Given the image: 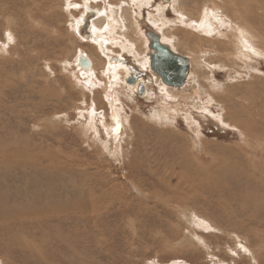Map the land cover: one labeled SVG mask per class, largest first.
<instances>
[{
    "label": "rangeland",
    "instance_id": "1",
    "mask_svg": "<svg viewBox=\"0 0 264 264\" xmlns=\"http://www.w3.org/2000/svg\"><path fill=\"white\" fill-rule=\"evenodd\" d=\"M121 4L135 11L146 42L136 21L121 39L146 57L148 33L169 44L174 37L190 62L188 83L173 87L186 99L172 123L151 117L166 106L158 75L121 44L101 51L86 34L96 18L86 7ZM208 8L264 37V0H0V264H264V124L256 123H264V55L232 63L234 48L225 52L221 36L181 27L177 10L196 21ZM158 9L176 25L152 23ZM219 25L222 34L229 26ZM87 55L96 69L82 66ZM107 65L116 67L110 75ZM131 73L144 83L128 84ZM141 84L149 98L139 95ZM175 149L194 159L180 168ZM182 170L208 174L189 178L186 190ZM69 203L76 209L62 213Z\"/></svg>",
    "mask_w": 264,
    "mask_h": 264
},
{
    "label": "bare ground",
    "instance_id": "2",
    "mask_svg": "<svg viewBox=\"0 0 264 264\" xmlns=\"http://www.w3.org/2000/svg\"><path fill=\"white\" fill-rule=\"evenodd\" d=\"M90 1V0H89ZM94 1V0H93ZM167 1H170V0H167ZM133 2V1H132ZM141 2V1H140ZM91 3V2H90ZM143 3V2H142ZM147 3V2H146ZM135 4V3H134ZM255 4V3H254ZM92 5V4H91ZM136 6L138 5V4H135ZM141 5V4H140ZM181 5V4H180ZM256 5V4H255ZM239 6V5H238ZM247 6V5H246ZM92 7V6H91ZM178 7V6H177ZM245 7V6H244ZM254 7V6H253ZM163 8V7H162ZM176 8V7H175ZM247 8V7H246ZM246 8H244V9H246ZM250 8H252V7H250ZM254 8H257V7H254ZM260 8H262V6H260ZM86 11H87V13H88V17L89 18H91V17H93V16H96V18H94V20L92 21V23H91V27H90V32H87L86 34H90V35H88L90 38H89V40L90 39H94L92 42L94 43V44H96L99 48H100V50L103 48V46H107V48L108 47H110V46H119V45H117V44H121L120 45V47L122 48V50L124 51V50H126L128 53H130V54H132V56L137 60V62L143 67V68H146L147 70L150 68V58H149V56L147 55L146 57H145V55L142 53V52H140L139 53V50H137V42L136 41H133V40H131L130 38H127V40L125 41V40H123V39H121V38H123L124 37V39H126L125 37L127 36V33H124V31L126 30V32H128V28L131 26V23L129 24V22H131V21H136V22H134V24H135V28H137L138 29V31H139V35L137 36V38L139 39V40H141V42H143V40L146 42V40H145V38H144V36L142 37V34L143 33H141V31H140V29H139V27H138V25H137V19H136V15H134L133 16V12H135V11H133V12H131L132 10H130L131 9V6L130 7H128V6H126L125 4H121V5H118V6H113V5H111V6H105V7H102V8H100V9H97V10H95L94 8L93 9H91V8H89V7H86ZM232 9V8H231ZM242 9V8H241ZM240 9V10H241ZM235 10V9H234ZM253 10V9H252ZM260 10V9H259ZM262 10V9H261ZM242 11V10H241ZM247 11V10H246ZM158 13V15H159V17H160V15L161 14H159L160 12L161 13H163L164 12V9H161V10H159L158 9V11H157ZM243 12V11H242ZM177 13L179 14L180 13V25H181V27L183 26V27H186V26H189L191 29H193L194 31H199V32H202V33H204L207 37H210V36H213L212 38H216L217 36H221L220 38V40L218 41V39L216 38V41H217V44L218 45H220V46H224L223 44H224V42L225 41H227L226 42V44L228 43V46H224L223 48H225L224 50H225V52H227L228 53V51H231V50H229V46H231L232 48H234V53H232V52H229V54H227V56L229 57V55L231 54V59H233V61H232V63L234 62L235 64H238V63H243L244 64V66H246V64H247V62H249V61H254L255 59H253L252 58V56L254 55V56H259V57H262V55H264V53H263V48H264V41H263V36L261 37V36H259L258 34H257V32L255 31V32H253L252 33V31H251V29H252V27H250V25L248 24L249 22H248V20H246V22H248V23H246V24H243V22L242 23H240V22H237L236 20H237V17H235L236 15H234L233 16V19L234 18H236V20L234 21V20H232L231 18H229V16H227V15H225V14H223V13H221L218 9H212V8H208V9H206V11L204 12V15L198 20H196V21H194V20H192V19H189V21L187 20V18L188 17H186V16H183V14L180 12V11H178L177 10ZM249 13V12H248ZM90 14V15H89ZM221 14H223V16H224V18H223V16L221 15ZM242 15V14H241ZM244 15V14H243ZM250 15L252 16V14L250 13ZM256 15V14H255ZM246 16V15H245ZM166 16L164 15V13L161 15V17L159 18V20H156V19H153L152 20V23H154V24H156V25H159V26H161V29H166L167 28V26L170 24V25H172L173 23H175V25H176V22H171L170 20H167L166 18H165ZM226 17H228V18H226ZM247 17H249V14H248V16ZM153 18H157V16H153ZM244 18V17H243ZM152 19V18H151ZM245 19V18H244ZM247 19V18H246ZM217 20V21H216ZM241 20V19H240ZM227 22L228 23V25L229 26H225V27H223V28H225V32L222 34L220 31H219V29H221V24L222 23H220V25H219V22ZM232 21V22H231ZM217 22V23H216ZM223 24H225V23H223ZM226 25V24H225ZM232 25V26H231ZM262 25V24H261ZM77 26H79V25H77ZM224 26V25H223ZM79 27H81V26H79ZM236 27V29L238 28V29H240L239 31H241L240 33H237V32H235V28ZM245 27V28H244ZM78 29V28H77ZM186 29V28H185ZM83 30V29H82ZM78 32H80V30H78ZM193 33V32H192ZM221 33V34H220ZM255 34L256 35V39L254 38V37H252L251 35L252 34ZM105 35H107V36H109L110 37V41L109 40H105L106 39V37L107 36H105ZM264 35V34H263ZM120 37V38H118V37ZM251 36V37H250ZM127 37H129V36H127ZM160 41H161V43L162 44H164V45H168L169 47H170V49L173 51V52H175V53H177V49H176V47L174 46V42L176 41H173V38L170 40V42L172 43V45H171V43L169 44V43H166V42H164V36L162 35H160ZM168 37V36H167ZM128 39H130L132 42H130ZM168 39V38H167ZM211 39V38H210ZM104 40V41H103ZM215 40V39H214ZM150 41V40H149ZM168 41V40H167ZM123 42H125V44H124V46L122 47V43ZM149 43V42H148ZM176 43V42H175ZM254 44L253 45V47H252V44ZM105 44V45H104ZM212 44H213V42H212ZM171 45V46H170ZM178 46V45H177ZM255 46V47H254ZM94 47H95V45H94ZM230 47V48H231ZM109 50H110V48H109ZM113 50V49H112ZM102 51V50H101ZM197 51H199V50H197ZM210 51V50H209ZM233 51V50H232ZM113 52V51H112ZM213 52V51H212ZM206 53V52H205ZM104 54V53H103ZM178 54V53H177ZM200 54V53H199ZM197 55V54H196ZM253 56V57H254ZM87 57V59L89 60V63H90V65H89V69L91 70V69H96L95 68V65H94V61H92V59L87 55L86 56ZM199 57H201V55H199ZM188 59V58H187ZM199 59V61H201L200 60V58H198ZM81 60V59H80ZM246 60V61H245ZM204 61V60H203ZM196 62V61H195ZM190 63V62H189ZM205 63V62H204ZM81 64H82V60H81ZM106 65V64H105ZM242 65V64H241ZM79 66H80V64H79ZM111 66V65H110ZM82 67V66H81ZM80 67V68H81ZM105 68H104V70H105V73H106V75H110L111 73H113L114 72V68H116V67H113V69L111 70L110 69V67L107 65V66H104ZM204 67H206V65L204 66ZM215 67V66H214ZM83 68V67H82ZM225 68V67H224ZM118 69V68H117ZM116 69V70H117ZM145 69V70H146ZM151 69V68H150ZM213 69H215V68H212V70ZM223 69V68H222ZM84 70V69H83ZM82 69H80L79 70V74L81 75L82 74V72L84 73L85 72V70L83 71ZM87 70H88V68H87ZM86 70V71H87ZM127 71V69L126 68H124L123 70H119L118 71V79L120 80H123V76H126L127 74H128V72H126ZM152 71V70H151ZM257 71V70H256ZM103 72V71H102ZM190 72V71H189ZM201 72V71H200ZM130 76H131V74H130ZM141 76V75H140ZM128 77V76H127ZM157 77V80H159V77L158 76H156ZM188 77H189V75H188ZM190 77H191V75H190ZM190 77L189 78H187L188 80L190 79ZM112 79V78H111ZM114 79V78H113ZM198 79V78H197ZM109 80H110V78H109ZM156 80V81H157ZM187 81V80H186ZM112 82V81H111ZM118 82V81H117ZM161 82H162V80H161ZM196 82V81H195ZM198 82V81H197ZM127 83L129 84V82H128V80H127ZM138 83V86H139V84L140 83H144L143 81H140V79L139 78H137V80L135 81V83H130V84H137ZM163 83V82H162ZM187 83H188V81H187ZM187 83H185V84H187ZM191 83V82H190ZM194 83V82H193ZM159 84H160V81H159ZM158 83H157V85H159ZM101 85V84H100ZM143 87H144V89L142 90L143 91V93H145V95H146V97H150V95H151V93H150V91L148 90V88H146L145 86H144V84H141ZM162 85V84H161ZM115 86V85H114ZM138 86H134V87H129V90L131 91V93H133L132 95H135L134 94V92L138 89ZM166 86V85H165ZM165 86H159L160 87V91H161V93L163 92L164 94H165V98H166V106H164L165 104H163V106H162V104H161V109L159 108V110H156V111H154V113L152 114V116L151 117H153V119H154V121H156V124H159V125H165V124H167V123H172V122H174V119L172 118V114H174V115H176V116H178V114L180 113V111H179V108L181 107V99L182 100H184V98H185V95L184 94H182L183 96H181V93H179L180 94V96L182 97H180V98H177V95H175L176 94V90L177 89H174L173 87H169V86H167V87H165ZM197 86V85H196ZM164 87V88H163ZM150 88V87H149ZM210 90H211V88H210ZM138 92H140V90H137ZM154 91V90H153ZM118 92V91H117ZM152 92V91H151ZM175 92V93H174ZM119 93V92H118ZM178 93V92H177ZM112 96V95H111ZM131 97V96H130ZM156 97V96H155ZM209 97V96H208ZM113 99V98H112ZM186 99V98H185ZM193 99V98H192ZM191 99V100H192ZM194 101L195 102H197L196 100L198 99L197 97H195L194 96ZM211 99V98H210ZM111 100V99H110ZM199 100V99H198ZM119 101V100H118ZM151 101V100H150ZM185 101V100H184ZM170 102H172L171 104H170ZM183 102V101H182ZM164 103V102H163ZM185 103V102H184ZM236 103V102H235ZM168 104V105H167ZM179 105L180 107H176V105ZM125 105V104H124ZM240 105V104H239ZM261 105V104H260ZM110 106H112L111 104H110ZM188 106V105H187ZM258 106V105H257ZM119 107V106H118ZM117 108V107H116ZM122 108V107H121ZM207 108V107H206ZM113 109H115V108H113ZM186 110V109H185ZM185 110H182V111H185ZM204 111L205 112H209V110H207V109H204ZM255 112L257 113V111H256V109H255ZM258 112H259V110H258ZM125 113V112H124ZM233 113V112H232ZM249 113H250V111H249ZM261 113V110H260V112L258 113V114H260ZM93 114V113H92ZM112 114H113V112H112ZM190 115V117L192 116L188 111H185V115ZM210 114V113H209ZM214 114V113H213ZM257 114V115H258ZM263 114V113H262ZM119 115H121V114H119ZM249 115V114H248ZM251 115V114H250ZM264 115V114H263ZM213 116V115H212ZM215 116V115H214ZM213 116V118H215ZM252 116V115H251ZM260 115H258V118H261V117H259ZM250 117V116H249ZM248 117V119H250ZM119 118V117H118ZM194 118V117H193ZM202 118V117H201ZM255 118V117H254ZM91 119H93V122L95 121L94 120V118L92 117ZM104 119V118H103ZM121 119H122V121H123V124H124V126H125V128H127V127H129V129H130V123H129V119L127 118V117H125V116H121ZM152 119V120H153ZM189 119V118H188ZM116 120V119H115ZM191 120V119H190ZM189 120V121H190ZM215 120V119H214ZM252 120V119H251ZM261 120V119H260ZM262 120H263V118H262ZM117 122H118V124H119V121L118 120H116ZM192 121V120H191ZM190 121V122H191ZM218 121H222L221 123H223V125H225V126H229V127H237V129L240 131V132H242L241 131V129H239V128H241V126H239V124H237L238 126H235L234 124H229V123H226L225 121L223 122V120L222 119H219ZM254 121H255V119H254ZM253 121V122H254ZM251 122V121H250ZM258 122V123H257ZM263 122V121H262ZM262 122H260L259 121V119L257 120L256 119V123L257 124H259L260 123V125H262V124H264V123H262ZM189 123V122H188ZM192 124V123H191ZM256 124V125H257ZM119 125H121V124H119ZM246 125V124H245ZM259 125V126H260ZM123 127V126H122ZM239 127V128H238ZM242 127H243V125H242ZM258 127V126H257ZM248 128V131H249V127H247ZM244 129H245V127H244ZM247 131V130H246ZM251 131V130H250ZM260 131V130H259ZM243 133V132H242ZM249 133V132H248ZM263 133V132H262ZM119 134V133H118ZM256 134H257V132H256ZM256 134H251L252 136H254V138H259V140H260V135H259V137H258V135H256ZM259 134H260V132H259ZM246 138H247V134H243ZM262 135V134H261ZM116 139V141L117 140H120V139H117V138H115ZM249 143H250V141L251 140H249V138H248V140H247ZM255 141V140H254ZM257 142L256 143H258V140H256ZM180 145H178L177 147H179ZM184 147V146H183ZM180 151V152H179ZM180 153H181V155H180ZM191 153V152H190ZM8 154H10V153H8ZM171 155H170V157L171 156H173L172 157V159L174 158L175 159V163L177 164V165H179L180 166V168H182V166H184L185 164H186V161H187V159L188 158H193L194 159V156H193V153H191V154H189V153H185V152H182L181 150H177V149H175V150H173L171 153H170ZM184 154H186L187 155V158H183V155ZM189 154V155H188ZM11 155V154H10ZM158 156H160V157H162L163 155L160 153V152H158V154H157ZM11 157V159H8V157H7V155H3V158L4 159H8V161L9 162H14L15 161V157L14 156H10ZM254 158L256 159L257 158V156L255 155L254 156ZM249 159V158H248ZM150 160V158H148V160L146 159V163H147V166H149V164L151 163V161H149ZM152 162H153V160H152ZM150 168V167H149ZM137 170L140 172V171H143V167H142V165H139V166H137ZM208 174V173H207ZM206 174V175H207ZM181 175V176H180ZM205 175V176H206ZM203 174H201V173H199V172H194V173H189V172H187V171H185V170H182L181 171V173L179 174V178H180V183H179V181H178V186H180V187H183V188H185L186 190H188L189 189V185H188V179L189 178H202V177H205ZM207 178V177H206ZM209 178V177H208ZM202 180H204V178L202 179ZM209 180H211V178L209 179ZM252 180V179H251ZM206 181H208V180H206ZM243 181V180H242ZM204 182V181H203ZM256 182V181H255ZM192 187H193V183H195L194 185H195V187L197 188V190H198V187H199V189H200V186L193 180L192 182ZM212 183V182H211ZM235 184V183H234ZM256 184V183H255ZM236 185V184H235ZM165 187L166 188H169L170 189V187H172L171 185H169V182H167V184L165 185ZM234 187V186H233ZM236 187V186H235ZM204 189L205 190H207L208 192H210V193H212V191H213V188L212 189H209V186H206V187H204ZM206 191V192H207ZM181 198V200H182V202H178V203H183L184 201H185V198H183V197H180ZM77 201V200H76ZM80 202V201H79ZM82 202V201H81ZM80 202V203H81ZM186 203V202H185ZM86 204V203H85ZM75 203H73V204H71V203H69L68 205H67V209H64L63 211H62V213L63 212H69L70 210H73V209H76L75 207ZM74 207V208H73ZM80 208V207H79ZM81 208H83V207H81ZM81 210V209H80ZM257 214V213H256ZM9 219V218H8ZM14 220V219H13ZM202 222V221H201ZM208 222V221H207ZM206 222V223H207ZM38 249V248H37Z\"/></svg>",
    "mask_w": 264,
    "mask_h": 264
},
{
    "label": "water",
    "instance_id": "3",
    "mask_svg": "<svg viewBox=\"0 0 264 264\" xmlns=\"http://www.w3.org/2000/svg\"><path fill=\"white\" fill-rule=\"evenodd\" d=\"M147 36L150 40L151 70L159 76L164 85L174 88L183 87L190 71L189 60L173 52L168 45L162 44L160 34L151 31ZM81 60L84 68L90 65L86 56H82ZM136 80V75L131 73L130 78H128L129 84L135 83ZM143 89L144 87L141 85L139 94L143 93Z\"/></svg>",
    "mask_w": 264,
    "mask_h": 264
},
{
    "label": "flooded vegetation",
    "instance_id": "4",
    "mask_svg": "<svg viewBox=\"0 0 264 264\" xmlns=\"http://www.w3.org/2000/svg\"><path fill=\"white\" fill-rule=\"evenodd\" d=\"M149 42H150V41H149ZM140 74H141V73H140ZM140 74H139V75H140ZM136 77L140 79V77H139L138 75H136Z\"/></svg>",
    "mask_w": 264,
    "mask_h": 264
},
{
    "label": "crops",
    "instance_id": "5",
    "mask_svg": "<svg viewBox=\"0 0 264 264\" xmlns=\"http://www.w3.org/2000/svg\"><path fill=\"white\" fill-rule=\"evenodd\" d=\"M178 53V52H177ZM143 94V93H142ZM142 94H139L140 96L142 95Z\"/></svg>",
    "mask_w": 264,
    "mask_h": 264
}]
</instances>
